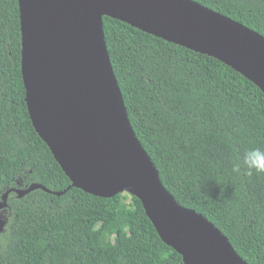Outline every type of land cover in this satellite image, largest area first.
<instances>
[{
  "label": "trees",
  "instance_id": "obj_1",
  "mask_svg": "<svg viewBox=\"0 0 264 264\" xmlns=\"http://www.w3.org/2000/svg\"><path fill=\"white\" fill-rule=\"evenodd\" d=\"M194 1L264 35V0ZM104 30L129 118L165 187L245 261L264 264V173L242 164L246 151L264 150V92L218 58L127 22L105 16ZM21 60L19 0H0V199L11 190L0 264H186L138 197L72 186L33 124ZM33 183L48 191L12 190Z\"/></svg>",
  "mask_w": 264,
  "mask_h": 264
},
{
  "label": "water",
  "instance_id": "obj_2",
  "mask_svg": "<svg viewBox=\"0 0 264 264\" xmlns=\"http://www.w3.org/2000/svg\"><path fill=\"white\" fill-rule=\"evenodd\" d=\"M19 6L29 114L72 186L100 197H138L186 264H249L219 228L181 205L161 181L129 118L104 17L218 58L263 92L264 35L194 0H19ZM37 188L48 191L33 183L17 192L22 197ZM9 193L0 209H7ZM7 221L0 214V232Z\"/></svg>",
  "mask_w": 264,
  "mask_h": 264
},
{
  "label": "clouds",
  "instance_id": "obj_3",
  "mask_svg": "<svg viewBox=\"0 0 264 264\" xmlns=\"http://www.w3.org/2000/svg\"><path fill=\"white\" fill-rule=\"evenodd\" d=\"M242 164L251 171L264 173V150L259 148L250 149L243 154ZM240 170V164L234 165V171Z\"/></svg>",
  "mask_w": 264,
  "mask_h": 264
},
{
  "label": "flooded vegetation",
  "instance_id": "obj_4",
  "mask_svg": "<svg viewBox=\"0 0 264 264\" xmlns=\"http://www.w3.org/2000/svg\"><path fill=\"white\" fill-rule=\"evenodd\" d=\"M12 190H14V191H16L17 192V188H12ZM11 191V190H10ZM18 193V192H17ZM19 195V194H18ZM3 200V196H1V199H0V202ZM7 202H8V200H7ZM1 210H5V212L4 211H1ZM0 213H4L5 215L7 214V209H0Z\"/></svg>",
  "mask_w": 264,
  "mask_h": 264
},
{
  "label": "rangeland",
  "instance_id": "obj_5",
  "mask_svg": "<svg viewBox=\"0 0 264 264\" xmlns=\"http://www.w3.org/2000/svg\"><path fill=\"white\" fill-rule=\"evenodd\" d=\"M0 214H2V213H0Z\"/></svg>",
  "mask_w": 264,
  "mask_h": 264
}]
</instances>
